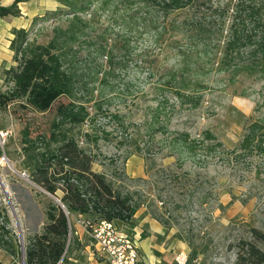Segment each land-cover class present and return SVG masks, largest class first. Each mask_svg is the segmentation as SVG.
<instances>
[{"label":"rangeland","instance_id":"obj_1","mask_svg":"<svg viewBox=\"0 0 264 264\" xmlns=\"http://www.w3.org/2000/svg\"><path fill=\"white\" fill-rule=\"evenodd\" d=\"M88 2L77 12L86 23L83 33H64L73 11L60 4L30 30V40L54 41L73 64L75 100L89 118L54 128L57 104L46 113L13 104L0 109V208L19 245L41 232L47 205L59 204L33 182L36 160L73 143L93 160L95 172L134 193L141 207L129 224H116L138 238L153 264H173L181 250L188 264H253L249 246L264 253L258 236L264 235V156L242 155L236 146L244 127L264 117V83L241 77L228 86L211 74L200 105L190 108L166 86L176 60L172 42L184 43L182 33L168 28L184 20V12L157 18L140 0ZM207 132L213 139L204 138ZM193 142L199 146L194 152ZM149 219L162 227L159 233L152 234ZM76 246L72 241L68 253ZM0 261L11 264L12 258L0 251ZM138 264H150L143 251Z\"/></svg>","mask_w":264,"mask_h":264},{"label":"trees","instance_id":"obj_2","mask_svg":"<svg viewBox=\"0 0 264 264\" xmlns=\"http://www.w3.org/2000/svg\"><path fill=\"white\" fill-rule=\"evenodd\" d=\"M21 1L15 0L9 8L0 6V17L20 16L17 4ZM58 1L73 11L64 33H83L80 25L86 23L77 12L84 11L91 2ZM140 2L154 9L157 18L184 12V20L172 21L168 28L173 33H182L184 43L172 42L176 60L167 74L166 86L190 108L200 105L206 89L203 80L211 74L222 75L218 82H226L228 86L238 83L241 77L264 83V0ZM30 32L20 29L13 33L10 49L14 66L3 73L5 90H0V109L13 104L24 111L46 113L57 104L54 128L82 124L89 113L83 103L75 100V86L79 82L73 64L69 67L67 59L57 53L54 41L37 44L30 40ZM62 97L69 101L58 103ZM244 130L237 150L242 155L257 151L264 156V117L251 121ZM204 138L213 139V136L207 132ZM198 147L193 142L190 150L194 152ZM61 151L47 158V154H40L33 168V182L59 204L51 201L47 205L41 232L28 237L24 245V264H64L68 248L75 242L69 221L71 215L94 216L93 220H86L89 222L105 220L129 224L141 207L134 193L118 190L105 174L92 171L93 160L75 144L67 143ZM257 233L252 230V234ZM258 236L264 240L263 234ZM0 251L12 258L11 264L21 263V246L10 229L4 208H0ZM248 251L250 263L264 264L262 251L255 246H249ZM0 264L4 263L0 261Z\"/></svg>","mask_w":264,"mask_h":264},{"label":"crops","instance_id":"obj_3","mask_svg":"<svg viewBox=\"0 0 264 264\" xmlns=\"http://www.w3.org/2000/svg\"><path fill=\"white\" fill-rule=\"evenodd\" d=\"M15 0H0V6L9 8L14 4ZM20 12V16H5L0 17V87L3 86L4 71L14 66L13 52L10 49V44L14 38V31L24 29L26 31L31 30L35 24L41 20L48 12H54L60 7L58 0H22L17 4ZM2 89V87L0 88ZM92 171L95 172V168L92 166ZM129 175V169L126 170ZM131 175L134 173L130 171ZM136 175H143L142 169L136 170ZM94 216L85 215L77 216L72 215L71 228L73 231L74 240L80 244L76 248H72L67 254L64 264H107L102 257L96 252L92 239L90 238L87 229L82 224L86 220H93ZM150 229L153 228V233H159L162 227L154 220H147ZM120 225V224H119ZM152 230V229H151ZM91 240V243L88 242ZM94 247V249H91ZM139 247V256L141 251L145 254V257L149 260L150 264H153L155 259L149 256L148 250L143 248V244ZM142 249V250H141ZM95 251V254H94ZM159 262V261H158Z\"/></svg>","mask_w":264,"mask_h":264},{"label":"built area","instance_id":"obj_4","mask_svg":"<svg viewBox=\"0 0 264 264\" xmlns=\"http://www.w3.org/2000/svg\"><path fill=\"white\" fill-rule=\"evenodd\" d=\"M82 224L87 229L96 252L107 264H138L139 246L136 236L112 221H85ZM173 264H188L187 253L183 250L177 252Z\"/></svg>","mask_w":264,"mask_h":264},{"label":"water","instance_id":"obj_5","mask_svg":"<svg viewBox=\"0 0 264 264\" xmlns=\"http://www.w3.org/2000/svg\"><path fill=\"white\" fill-rule=\"evenodd\" d=\"M57 202L59 203V201H57ZM61 207L63 208L62 205H61ZM24 251H25V249H24V245L21 244L22 264H24Z\"/></svg>","mask_w":264,"mask_h":264}]
</instances>
